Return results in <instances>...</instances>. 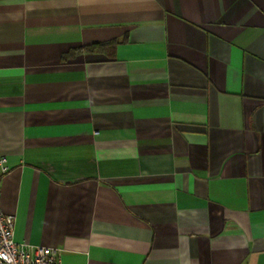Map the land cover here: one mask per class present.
<instances>
[{
    "label": "crops",
    "instance_id": "1",
    "mask_svg": "<svg viewBox=\"0 0 264 264\" xmlns=\"http://www.w3.org/2000/svg\"><path fill=\"white\" fill-rule=\"evenodd\" d=\"M0 155L62 264H264V0H0Z\"/></svg>",
    "mask_w": 264,
    "mask_h": 264
},
{
    "label": "built area",
    "instance_id": "2",
    "mask_svg": "<svg viewBox=\"0 0 264 264\" xmlns=\"http://www.w3.org/2000/svg\"><path fill=\"white\" fill-rule=\"evenodd\" d=\"M7 159L0 155V177L7 171ZM14 214L0 208V264H62L52 247L17 243L14 240Z\"/></svg>",
    "mask_w": 264,
    "mask_h": 264
}]
</instances>
